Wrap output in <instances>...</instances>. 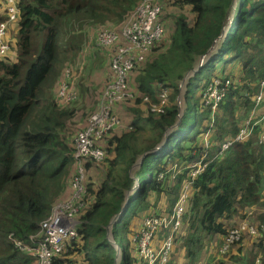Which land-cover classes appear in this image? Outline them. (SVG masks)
I'll list each match as a JSON object with an SVG mask.
<instances>
[{
	"label": "trees",
	"instance_id": "16d2710c",
	"mask_svg": "<svg viewBox=\"0 0 264 264\" xmlns=\"http://www.w3.org/2000/svg\"><path fill=\"white\" fill-rule=\"evenodd\" d=\"M15 1L19 13L7 25L9 33L3 41L9 48L0 56V264H35L16 243L32 245L30 239L52 204L66 187L70 194L75 173L73 137L96 110L72 134L74 107L60 106L54 100L58 79L78 61L90 29L119 22L141 0ZM231 4L232 0H162L158 21L164 33L129 71L126 84L135 98L148 96L157 102L154 84L158 82L168 90V104L162 112L117 104L132 119L122 120V125L95 138L105 152L104 160L96 164L104 163L106 171L96 188L87 176L84 206L77 215L78 235L67 241V250L54 257L52 264L74 263L69 255L79 256L81 264H147L138 256L132 236L146 217L171 213L187 183L190 192L164 264H180L181 254L184 264H196L213 241L220 243L213 264H264V139L260 140L264 120L247 138L233 141L218 153L221 144L234 140L243 126L237 111L264 105V95L255 103L264 80V0H236L226 37L188 79L185 107L177 126L172 127L177 121L179 83L226 27ZM0 5L2 22L6 6L5 2ZM107 52L110 55L112 48ZM104 57L106 53L96 52L88 62L91 66ZM214 77L228 79L230 85L211 114L202 96ZM117 105L112 111L120 118ZM162 141L159 149L130 170L144 152ZM94 163L86 160L85 169L90 171ZM196 163L203 168L192 176ZM135 180L139 186L133 189ZM159 197L166 206L157 205ZM150 203L156 209L149 211ZM254 208L260 209L256 215ZM118 214L110 233L120 252L109 241L106 228ZM235 214L243 219L249 216L256 234L244 231L220 254ZM138 215L141 219L134 221ZM168 233L169 228L157 232L154 248H159Z\"/></svg>",
	"mask_w": 264,
	"mask_h": 264
},
{
	"label": "built area",
	"instance_id": "2783aa9c",
	"mask_svg": "<svg viewBox=\"0 0 264 264\" xmlns=\"http://www.w3.org/2000/svg\"><path fill=\"white\" fill-rule=\"evenodd\" d=\"M3 2H5L8 19L0 22V56L9 48L3 41L6 37L8 22L14 20L18 15L15 0H3ZM161 2L162 0H141L124 13L120 23L118 22L119 24L115 27L97 26L90 33L88 43L103 48H112L109 76L100 93L98 107L89 115L85 127L78 130L73 137L75 173L70 179V195L66 199L54 202L48 216L40 222L38 231L31 237L32 245L16 243L20 249L26 250L29 254L32 252L35 264H52L53 258L65 251L67 241L78 235L79 220L77 215L84 206L82 198L85 195L86 160L95 163L104 160L105 152L95 143V138L121 125L120 118L112 111L115 105H130L134 102V94L126 90V80L129 71L136 63L144 59L150 48L161 39L164 33V28L158 21ZM81 68L79 67L75 71L69 69L62 71L54 95V100L58 105L64 106L74 100L77 93L76 79ZM229 85L228 79L223 80L218 77L212 78L208 83L202 101L203 105L210 109L211 114L216 111L218 104L225 97ZM259 86L255 95L256 104L260 103L264 95V80L260 82ZM154 89L157 92L158 101L154 102L148 96H143L141 103L151 112H162L163 106L168 104V90L162 88L158 82H155ZM252 113L234 140H225L221 144L219 154L227 149L233 141L243 140L252 133L257 124V121L252 118ZM263 139L264 133L260 136V140ZM207 143L208 141H206ZM202 168L203 166L196 163L191 175L194 176ZM186 198V192H182L169 214L146 217L138 231L132 236V243L135 245L138 256L147 264H164L167 261L173 245V233L180 226ZM161 228H169L170 233L156 249L153 246V240ZM256 230V225L248 222H241L238 226L232 227L223 238L219 253H225L231 244L241 238L244 231L256 234ZM261 230L264 233V224L261 225Z\"/></svg>",
	"mask_w": 264,
	"mask_h": 264
},
{
	"label": "rangeland",
	"instance_id": "374dc122",
	"mask_svg": "<svg viewBox=\"0 0 264 264\" xmlns=\"http://www.w3.org/2000/svg\"><path fill=\"white\" fill-rule=\"evenodd\" d=\"M0 2L2 3L3 0H0ZM15 4H16V1H15ZM6 10H5V13H4L5 20L8 19L7 11ZM18 13H19V10H18ZM14 20H16V18ZM14 20H11V21H14ZM11 21H9V22H11ZM119 23L114 24V27L116 25H118ZM7 33H9V32H6V36H7ZM170 34H171V29L168 28L167 29V35H168V37L170 36ZM88 40L89 39L87 37L86 42L84 43L83 46L84 47L94 46L92 43H88ZM217 44H218V42H217ZM217 44H215V47L217 46ZM105 50H107V49L106 48H103V47L97 48V47L94 46L89 51V53H88L89 55L87 56V60L83 64V66L81 68V71H80V73H79V75H78V77L76 79V84L75 85H77L78 87L76 89L77 90V93H76V96L74 98V101L72 100L73 102L71 101V102H69V103L66 104V105H69L70 104L69 106H67L69 108H73L74 107V113H73L72 117L70 118L71 122L75 124V126L72 127L73 128L72 134L74 132H76L77 129H79L81 127V121L83 119L86 120L87 115L96 108L97 103L99 101V95H100V92L102 91V89L104 88L105 82L107 80V78H106L107 75L104 76V73H103L104 72V68L102 66H99L98 64H102L103 66H107L109 64L110 59L105 58V57L101 61H100V59H97V60H95L96 63L92 64L91 66H90V64L88 62V59H90V56H93V54L91 55V53L93 51H96V52H99V51L102 52L103 51L104 52ZM111 54H110V58H111ZM67 69H69L70 71H72L73 68H67ZM233 81L236 82L237 79L234 78ZM82 86L85 87L84 90H82ZM126 90L127 91H130L128 88H126ZM185 91H186V86L184 87V89H183V91L181 93L183 96H184ZM130 92H132V91H130ZM77 97H78V99L80 97V100H78V99L76 100ZM97 98H98V100H97ZM66 105H64V106H66ZM121 105H123L125 107L144 106V104L141 103V99L139 100V98H135L133 104H130V105L121 104ZM181 106H182V111H183L184 110V107H185L184 99H182V101H181ZM124 112H125V114L127 116H120L121 125H122V120L124 121V123H126V121H129V119H132L130 117V114L129 113L127 114L128 111H124ZM251 112H253L252 113V118L255 119L257 121V123H259V121H261L262 119L264 120V105H261L260 104V105H258L256 107H252V109L249 112L237 111L238 118H239V122L241 121L244 124V122L246 121V119L250 116ZM262 113H263V116L261 117V119H259V118L256 119L255 118L257 114L258 115H261ZM128 116H129V119H128ZM210 133L212 135V132L211 131H210ZM94 164H92L93 167L89 168L90 171H88V170L85 169L86 170V173H85V181L87 179V176L89 175V177H90L89 179H91L93 181V185L95 186L94 188H96L97 184L100 183V180H101L103 174L105 173L106 169H105V164L104 163H102V164H96V163H94ZM68 179H67V181H68ZM136 181L137 180H135V186H133L134 188H136V187L139 186L138 183H136ZM67 186H68V183H67ZM189 190H190L189 189V185L188 184H185L184 189L182 190V192H186V194L189 195ZM70 192H71V190H70ZM66 196H67V193L64 194V198ZM64 198L61 195V196H59V198L56 201L61 200V199H64ZM159 198L160 199L158 200V204L157 205H159V203L161 202L160 203V206H162V207L166 206L165 200L162 197H159ZM150 199L151 200L154 199V193H151L150 194ZM161 199H163L162 200L163 202L161 201ZM53 204H52V206H53ZM150 205H151V207L149 208V211L156 209L154 203H150ZM259 210H260L259 208H254V211H253L254 212V215L258 214L257 212ZM250 214H251V212L248 213L249 216H250ZM138 216L136 218H134L133 220L134 221H137L138 219L140 220L141 219V216H139V217ZM249 216H247L246 218L243 219L241 214H235L233 216V220L229 222V225L231 227H235V226H238L239 224H241V222L251 223V221L249 220ZM238 221H240V222H238ZM255 223H257V220L255 221ZM220 242H221V238H220ZM218 243L219 242H214V241L211 242L209 244V246H207L203 250V252H202V254L200 256V259H199V261L196 264H213V256L217 252V248L219 246V245L217 246ZM66 250L67 249H65V251ZM212 251H213V254H212ZM30 254L33 257L32 252H30ZM67 257L69 259H72L74 261V263H72V264H81V261H80V257L79 256H77V255H73V256L72 255H69ZM183 259H185V258L183 257ZM182 264H184V263H182Z\"/></svg>",
	"mask_w": 264,
	"mask_h": 264
},
{
	"label": "water",
	"instance_id": "95a60500",
	"mask_svg": "<svg viewBox=\"0 0 264 264\" xmlns=\"http://www.w3.org/2000/svg\"><path fill=\"white\" fill-rule=\"evenodd\" d=\"M235 5H236V0H232V4H231V6H230V9L228 10L227 15H226V17H225V20L228 18V23H227L226 27H225V28L222 27L219 36L214 40V42L211 44V46L208 48V50H207L203 55H201V56L198 58L197 62L194 64L193 68H192L191 70L187 71V72L184 74V77H183L182 81L179 83V84H180V85H179V93H178L177 98H176V104H177V107H178L177 121H176V123L172 126L173 128L177 126V123L179 122V120H180V118H181V116H182V113H183V111H182V106H181V101H182V99H184V98H183V95H182L181 93H182L184 87L186 86L188 79H189L191 76H193L194 73L197 72V71L202 67V65H203L204 63H206V62L212 57V55H213V54L217 51V49L219 48V46H220L222 40L226 37L227 29L229 28V26H230V22H231V20H232V18H233V15H234V8H235ZM229 11H231L230 17H228ZM216 40H218V44H217V46L215 47L214 43H215ZM166 135H167V133L165 134V136H166ZM163 140H165V139H163ZM163 142H164V141H162L161 143H159L154 149H152V150H150V151H146V152H144V153L138 158V160L134 163V165L131 167L130 170L137 168V167L140 165L142 159H143L148 153H151V152L156 151L157 149H159V148L162 146ZM136 183H137V181H136ZM133 189H135V188H133ZM133 189H132V190H133ZM130 192H131V190L128 191V192L126 193V196H125V204H124V206H123V208H122V212L127 208V204H128V201H129L128 198H129V194H130ZM118 216H119V214H118V215H115L114 217H112L111 220L109 221V224L107 225L106 228H107V237H108L109 241H110V242L116 247V249L118 250V252H120V250H119V246H118L117 244L114 243V240H113L112 235H111V233H110V228H111L112 224L114 223V221L116 220V218H117ZM115 264H118V263L116 262Z\"/></svg>",
	"mask_w": 264,
	"mask_h": 264
},
{
	"label": "crops",
	"instance_id": "0c3cea01",
	"mask_svg": "<svg viewBox=\"0 0 264 264\" xmlns=\"http://www.w3.org/2000/svg\"><path fill=\"white\" fill-rule=\"evenodd\" d=\"M0 9H3V7L0 5ZM118 22H115V23H110V24H108V25H101L102 27H108V28H112V27H114V24H117ZM94 29H90L89 31H88V34H87V37H88V39H89V36H90V33H91V31H93ZM95 47H97V48H101V47H99V46H96V45H94ZM94 46H87V47H82V49H81V51H80V55H79V59H78V61H76V63H75V65H74V67H73V69H72V71H75V70H77L79 67H82L83 66V64L86 62V60H87V56L89 55L88 53H89V51L94 47ZM107 49V48H106ZM99 52H101V51H99ZM103 52V51H102ZM105 53H106V56H107V58L108 59H110V55H109V53L107 52V50L106 51H104ZM103 52V54H105ZM94 53H96V51H93L92 53H91V55L92 54H94ZM109 63H110V61H109ZM109 64L107 65V66H104V76H106L107 75V77L106 78H108V76H109ZM65 69H67V68H65ZM106 70V71H105ZM101 93V92H100ZM99 97H100V95H99ZM99 102V101H98ZM123 106V105H122ZM116 106V108H115V111L120 115V116H126V114H125V112L123 111L125 108H123V107H125V106ZM98 107V103H97V106H96V108ZM95 108V109H96ZM86 118V117H85ZM129 119V118H128ZM127 120V119H126ZM254 121H256V120H254ZM126 122H128V121H126ZM257 123V122H256ZM84 124H85V119H83L82 121H81V127H83L84 126ZM83 129V128H82ZM206 139V135L204 136V141L206 142L207 141V139ZM188 185H190L189 183H187ZM69 187H66V190H65V192L64 193H66L67 192V189H68ZM189 189H190V187H189ZM69 191V190H68ZM190 192V191H189ZM64 193H63V195H64ZM68 193V192H67ZM63 195H62V197H63ZM69 195V194H68ZM67 195V196H68ZM66 196V197H67ZM64 198V197H63ZM64 199H66V198H64ZM233 220V219H232ZM231 220V221H232ZM241 221V220H240ZM240 221H238V222H240ZM237 222V223H238ZM221 239H222V237H221ZM159 241H156L155 243L157 244ZM178 261H179V263L180 264H182L183 263V261H184V259H183V254H181V256H180V258H178Z\"/></svg>",
	"mask_w": 264,
	"mask_h": 264
},
{
	"label": "bare ground",
	"instance_id": "6f19581e",
	"mask_svg": "<svg viewBox=\"0 0 264 264\" xmlns=\"http://www.w3.org/2000/svg\"><path fill=\"white\" fill-rule=\"evenodd\" d=\"M231 11H229L228 17H230ZM227 23H228V18H227ZM226 23V25H227ZM218 40L215 41L214 45L217 44Z\"/></svg>",
	"mask_w": 264,
	"mask_h": 264
}]
</instances>
